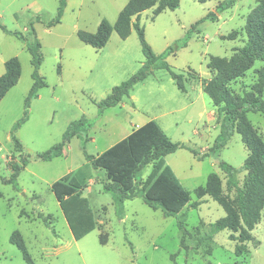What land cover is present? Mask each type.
<instances>
[{"label":"rangeland","instance_id":"1","mask_svg":"<svg viewBox=\"0 0 264 264\" xmlns=\"http://www.w3.org/2000/svg\"><path fill=\"white\" fill-rule=\"evenodd\" d=\"M128 1L67 0L60 22H56L60 0H0V22L26 38L20 40L0 28V75L9 58L18 56L22 64L18 83L0 102V264H28L10 240L15 231L24 238L35 264H264V210L244 253L237 255L238 241L231 239L230 230L213 232V223L226 215L225 209L210 196L196 194L209 174L217 173L224 194L233 198V184L242 186L247 173L242 170L230 179L222 170V161L242 168L249 152L235 131L226 145L213 148L223 117L203 86L215 75L207 65L211 56L229 58L245 45L246 19L257 0H237L217 20L206 19L197 25L225 0H180L174 10L156 14L158 3L143 11L140 25L158 54L175 46L195 26L188 45L167 58L170 68L184 75L185 91L168 69H156L100 116L97 102L137 73L145 61L133 25L137 19H132L127 38L114 30L101 49L82 42L78 32H96L103 18L115 23ZM233 31L238 32L237 37L228 38ZM35 37L43 55L39 72L47 86L38 91L28 109L33 65L27 45ZM263 64L257 60L243 77L232 81L233 92L242 96L251 90L258 79L257 68ZM26 109L27 120L14 132ZM247 116L264 139V113L249 112ZM82 117L93 122L92 128L74 136L62 156L51 161L37 156L60 143L68 126ZM150 120L173 142L185 145L170 153L167 162L190 192L191 202L202 200L199 207L188 204L180 213L167 216L137 196L125 200L123 214H119L112 194L103 187L105 170L93 169L87 160L85 153L97 156ZM13 134L22 143L21 152L15 148ZM23 158L28 164L21 170L20 188H16L7 182L12 173L9 162L22 164ZM151 169L147 165L143 177ZM70 171L87 184L83 195L90 199L98 225L83 240L57 254L58 247L74 239L51 186ZM104 235H108L107 245L100 241Z\"/></svg>","mask_w":264,"mask_h":264},{"label":"trees","instance_id":"2","mask_svg":"<svg viewBox=\"0 0 264 264\" xmlns=\"http://www.w3.org/2000/svg\"><path fill=\"white\" fill-rule=\"evenodd\" d=\"M198 1L206 2L208 0ZM236 1L225 0L219 3L215 11H210L196 25L206 19L217 20L218 15L232 7ZM66 3L67 0H60V11L56 22H60ZM158 3L156 14L164 9H176L180 0H129L120 11L115 23L103 18L96 32L85 30L78 32L82 42L101 49L108 43L114 30L121 38H127L131 33L132 19L134 17L137 19L133 25L138 30L145 61L137 73L120 85L113 87L105 99L97 102L100 116L106 109L117 106L124 96L129 95L131 88L136 83L144 81L156 69H168L179 88L185 91L184 75L172 70L167 58L188 45L195 26L175 46L169 47L160 54L156 53L145 39L144 28L140 25V15ZM0 28L20 40H26L21 32L8 30L1 22ZM245 31L247 34L245 45L235 49L236 52L231 57H210L207 65L215 72V75L204 83L203 91L211 98L219 114L223 117L221 132L213 148L226 145L235 131L242 136L249 152L242 168L238 169L222 161L220 162L222 170L230 179L235 178L236 173L242 170L247 173L242 186L233 184L236 188V196L233 198L224 194L222 181L217 173L209 174L206 184L196 190L199 198L210 196L225 209L226 215L213 223V232L230 230L232 232L231 239L238 241L237 255L244 253L246 242L252 239L251 231L261 221L264 210V139L258 134L247 116L249 112L264 113V64L257 68L258 79L252 89L246 91L242 96L233 92L230 83L243 77L257 60L264 61V0H257V5L248 14ZM33 32L35 34L34 30ZM237 35L238 32L233 31L228 35V38L235 39ZM27 47L32 55L33 65V84L26 98V108L29 109L31 100L38 96V91L41 88L47 86V82L39 72L43 62L40 40L35 37ZM21 75L22 64L19 57L13 56L6 60L5 72L0 75V102L18 83ZM28 109H26L24 117L14 125V132L27 120ZM92 126L93 122L86 117L73 121L65 131L60 143L37 156L45 161L62 156L65 146L70 143L71 139L81 131L91 129ZM13 139L16 150L21 152L22 143L15 134H13ZM184 146L179 142H173L155 120H150L101 154L95 156L85 153V156L93 169L105 170L107 181L103 187L106 192L112 194L119 214H123L125 200L142 196L147 204L154 208H161L167 216H170L180 213L188 204L194 208L202 204V200L191 202L190 192L167 162V156L170 153ZM27 164V158H23L22 164L9 162L12 173L7 182L20 188L17 181L18 176ZM149 164L152 165V169L146 177H143L144 168ZM51 187L76 240L81 239L97 227L90 199L82 192L87 184H84L74 171H70L56 180ZM2 195L0 190V196ZM10 240L20 249L23 259L28 264H35L20 232H13ZM100 241L106 243L107 236L100 237ZM182 245H184V240Z\"/></svg>","mask_w":264,"mask_h":264},{"label":"crops","instance_id":"3","mask_svg":"<svg viewBox=\"0 0 264 264\" xmlns=\"http://www.w3.org/2000/svg\"><path fill=\"white\" fill-rule=\"evenodd\" d=\"M211 113H214V110H212V112ZM139 127V126H138ZM137 128V127H136ZM135 128V129H136ZM130 134V133H129ZM128 134V135H129ZM114 145V144H113ZM111 147V146H110ZM108 149V148H107ZM104 152V151H103ZM101 154V153H100ZM99 155V154H98ZM84 190V189H83ZM83 192V191H82ZM97 225H98V223H97ZM89 234V233H88ZM87 234V235H88ZM87 235H85L84 237H82L81 239H79V240H76L75 238H74V235H73V241H71V240H69V241H66L65 243H63L62 244V246L61 247H58L59 248V250L56 252L57 254H59V252H61V251H63L64 249H67L73 242H75V243H77L78 241H81V240H83ZM107 243H108V235H107V241H106V243H102L103 245H107ZM104 253H107V251H104ZM107 255V254H106ZM106 255L104 256V263L106 262V260H107V257H106Z\"/></svg>","mask_w":264,"mask_h":264}]
</instances>
